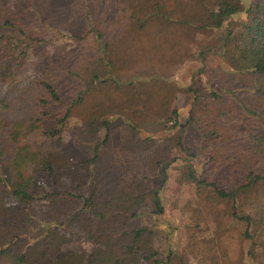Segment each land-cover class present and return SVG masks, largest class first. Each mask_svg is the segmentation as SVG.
Segmentation results:
<instances>
[{
  "label": "trees",
  "instance_id": "16d2710c",
  "mask_svg": "<svg viewBox=\"0 0 264 264\" xmlns=\"http://www.w3.org/2000/svg\"><path fill=\"white\" fill-rule=\"evenodd\" d=\"M222 27L223 64L201 67L184 88L192 96L184 122L176 107L149 102L147 82H136L146 76H126L143 36L165 53L182 34ZM60 37L73 43L56 48ZM32 54L39 64L22 90L24 116L10 119L0 95V264H164L153 227L137 218L148 207L163 212L168 174L155 184L162 161L134 157L156 142L140 134L159 128L178 129L169 140L185 153L181 180L227 204L244 227L240 241L251 242L245 253L264 264V0H0V86L16 81ZM189 130L196 150L185 143ZM116 135L123 143L106 162ZM203 155L199 171L190 160ZM71 226L90 250L65 249ZM229 257L222 264H235Z\"/></svg>",
  "mask_w": 264,
  "mask_h": 264
},
{
  "label": "rangeland",
  "instance_id": "374dc122",
  "mask_svg": "<svg viewBox=\"0 0 264 264\" xmlns=\"http://www.w3.org/2000/svg\"><path fill=\"white\" fill-rule=\"evenodd\" d=\"M249 1L241 0V3L246 6ZM226 34V27L209 32L198 31L195 35L192 32L182 34L185 38H183L182 43H177L178 45L173 48L165 49V53L163 52L164 49L161 50L157 45L149 43L147 41L148 36L145 35L141 40L144 39L147 45H141V54L136 55L137 62L131 66L126 76H133L134 78H138L139 75L146 76L136 82H147L148 89L144 94L150 97L149 102L155 103L156 107L169 110L176 107L180 111L181 121L184 122L192 102V96L187 94L184 88L193 82L194 76L196 77L195 74L199 72L201 67L223 64L221 45ZM138 42L141 43V41ZM72 43L71 38L60 37L55 47L65 46L67 48ZM148 44H151L152 48ZM182 57L184 61L180 62L179 59ZM38 64L39 58L32 54L23 72L18 75L17 80L12 84L6 83L0 86V95L7 96L11 102V106L7 111V116L10 119L24 116L25 105L21 100L22 90L31 83ZM125 66L127 65L125 64ZM198 78L200 80V77ZM139 85H136V89ZM111 88L112 90H109L113 98L119 101L122 93L115 86H111ZM99 93L105 95L102 90ZM136 119L140 120V123L143 122L141 119ZM121 121L122 117L120 116L113 119L112 124L116 128L118 124H121ZM179 134L180 132L176 128L172 131H161L159 128L158 131L154 132H142L140 134L142 137L154 136L156 142L150 147L148 145L147 149H139L134 152V157L145 164H150V166L156 164L158 160L162 161L161 165H155L158 166V170L154 172L157 173L155 184L163 178L165 168L168 174L167 181L161 191L163 212L154 214L152 212L153 207H148L137 218L153 227V243L158 251L156 257L160 258L164 264H222V256L225 252L231 255L227 258L230 262L253 264V258L245 253L251 242L244 239L240 241L239 236L242 234L244 227L240 222L232 219L227 211V204L219 201L211 204L212 200L206 194L205 196L200 194L192 183L181 180L183 163H186V160L182 158L185 153L172 146L175 138L169 140L172 136L177 138ZM184 137L187 147L196 150V135L194 132L189 130ZM64 138L71 146L70 131L66 130L64 132ZM119 141L123 143V140L116 135L113 142L105 150L107 155L110 154L109 150L114 152L115 144ZM174 157L181 158L174 160ZM110 159L111 157L108 155L106 162ZM206 162L205 155L199 156V158L191 157L190 160V163L200 169L199 171L202 170L201 168H207ZM156 221L161 224L167 222L169 225L166 226V231H164V227H157ZM68 232L72 233V236L65 249L81 251L92 248V243L76 227L71 226ZM163 233L168 234V236L165 238ZM189 235H192L195 241L200 242L202 247L192 248L189 245ZM206 244L212 250L210 247H205ZM201 252L207 256L202 255ZM209 256H213L215 261L210 260Z\"/></svg>",
  "mask_w": 264,
  "mask_h": 264
}]
</instances>
